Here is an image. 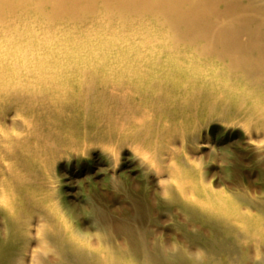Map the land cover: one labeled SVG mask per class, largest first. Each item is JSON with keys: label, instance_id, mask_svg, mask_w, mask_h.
Masks as SVG:
<instances>
[{"label": "bare ground", "instance_id": "obj_1", "mask_svg": "<svg viewBox=\"0 0 264 264\" xmlns=\"http://www.w3.org/2000/svg\"><path fill=\"white\" fill-rule=\"evenodd\" d=\"M220 115L264 136V0H0V212L15 250L0 264H264L251 212L264 198L216 190L174 142ZM96 146L110 166L134 148L198 251L96 248L69 224L52 171ZM248 150L264 158V143ZM35 219L40 252L26 249Z\"/></svg>", "mask_w": 264, "mask_h": 264}, {"label": "rangeland", "instance_id": "obj_2", "mask_svg": "<svg viewBox=\"0 0 264 264\" xmlns=\"http://www.w3.org/2000/svg\"><path fill=\"white\" fill-rule=\"evenodd\" d=\"M198 125L196 138L191 143L186 142L181 134H176L174 142L181 150V156L188 158L205 181L209 184L212 181L216 190L225 192L230 197L264 198V158L261 159L248 150L250 143H264L262 133L249 130L242 124H236L230 117L221 115L201 121ZM204 145L206 147H203ZM88 152L85 157L59 159L52 171L54 181L51 180L58 184H55V204L59 203L57 206L60 210L63 208L61 211L66 220H70L69 224L88 237L90 244L96 248H123L129 251L137 249L143 241L149 248L163 249L177 245L184 252L198 251L197 245L190 239L197 236L198 230L194 224L185 221L181 211L175 206L167 207L156 195V190H160V177L153 175L150 183L146 184L138 163L134 160V148H121L118 163L111 166V163L107 162L110 153L106 150L103 152L100 146L91 147ZM125 169V174L131 179L125 178L115 182L109 176L113 171L122 172ZM96 172L98 175L94 176ZM235 181L239 184L236 185ZM133 182L139 184L138 191H135L136 185L132 186ZM251 212L264 224V216L261 213ZM3 216L0 212L1 256L6 251H15L10 249L11 231L6 229ZM35 220L31 223L35 225V229L32 225V229H29L31 239L26 249L40 252L42 239L37 234L38 219Z\"/></svg>", "mask_w": 264, "mask_h": 264}]
</instances>
